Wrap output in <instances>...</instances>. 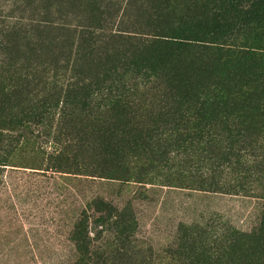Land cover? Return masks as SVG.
Listing matches in <instances>:
<instances>
[{
    "label": "rangeland",
    "instance_id": "1",
    "mask_svg": "<svg viewBox=\"0 0 264 264\" xmlns=\"http://www.w3.org/2000/svg\"><path fill=\"white\" fill-rule=\"evenodd\" d=\"M198 1L0 0V47L10 41L3 30L20 21L48 28L21 36L19 63L5 56L20 80L0 71V119H31L26 129L0 121V264H264L262 167H219L224 151L213 144V172L172 163L140 170L149 152L137 134L179 117L166 119L177 109L166 84L147 85L130 70L139 56L129 38L181 27ZM61 27L68 29L52 31ZM61 57L74 68L67 80H87L98 103L125 93L122 111L88 115L82 98L65 99L68 83L51 68ZM32 66L49 73L38 87ZM43 100L55 108L32 118L30 105ZM109 150L132 151L139 169L118 174ZM60 152L67 159L55 162ZM251 159L262 161L259 153Z\"/></svg>",
    "mask_w": 264,
    "mask_h": 264
},
{
    "label": "trees",
    "instance_id": "2",
    "mask_svg": "<svg viewBox=\"0 0 264 264\" xmlns=\"http://www.w3.org/2000/svg\"><path fill=\"white\" fill-rule=\"evenodd\" d=\"M187 12L190 22L181 27L161 29L147 40L141 39L138 33L129 38L138 46L136 55L139 56L138 61L133 60L130 64V70H136L138 77L147 85L166 84L175 93L173 104L177 106L174 113L169 111L165 114L166 119L171 114L179 117V121H163L160 128L153 125L146 133L139 131L141 134H137V140L133 137L149 152L140 170H148L156 164L166 167L172 163L178 168L211 166L209 170L213 172L216 163L212 162L207 150L213 144L224 151L219 167L252 170L260 166L264 170V0H200ZM43 28L48 29L37 24L25 26L20 21L4 29L2 34L10 41L6 47H0L4 56L0 59V71L10 68L13 74L20 75V80L19 66L7 64L5 56L19 63L21 36ZM67 29L52 28V31L59 33ZM51 68L59 79L64 78L68 83L65 99H83L88 115L95 110L101 113L103 110L122 111L118 104L125 93L98 103L101 93L95 91L87 80L68 81L66 74L72 73L74 68L68 64L67 57L58 59ZM30 70L34 72L30 84H37V87L43 84L39 78L41 73L49 74L46 69L37 72L35 66ZM52 80L56 81V78L53 76ZM44 102L30 105L32 118H43L48 110L55 108L54 104L46 106ZM12 118L10 115L0 121L17 120L20 122L16 124L26 129L29 121L24 119L29 117L20 114ZM116 124L120 125L118 121ZM172 124L176 125L175 128H170V134L169 131L166 133L163 129ZM158 131L159 135L154 136ZM3 137L0 134V142L4 141ZM14 142L13 138L10 139V145ZM109 151L107 160L117 165L114 171L118 174L131 175L139 169L132 167L134 162L131 160L135 157L132 151L129 154ZM255 153H259L262 161H251ZM65 159L66 156L60 152L55 153L53 160L60 162ZM252 164L254 166L251 167ZM211 188L230 192L227 184H214ZM81 232L84 230L77 238L83 236ZM260 238L264 247V219Z\"/></svg>",
    "mask_w": 264,
    "mask_h": 264
}]
</instances>
